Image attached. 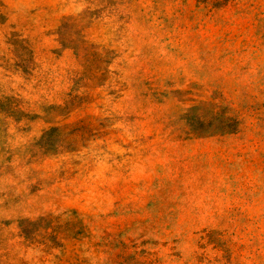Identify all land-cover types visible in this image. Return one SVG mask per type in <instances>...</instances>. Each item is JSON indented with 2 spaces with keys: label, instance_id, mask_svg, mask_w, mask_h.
<instances>
[{
  "label": "rangeland",
  "instance_id": "rangeland-1",
  "mask_svg": "<svg viewBox=\"0 0 264 264\" xmlns=\"http://www.w3.org/2000/svg\"><path fill=\"white\" fill-rule=\"evenodd\" d=\"M0 264H264V0H0Z\"/></svg>",
  "mask_w": 264,
  "mask_h": 264
}]
</instances>
